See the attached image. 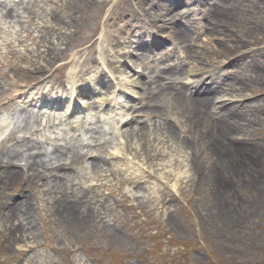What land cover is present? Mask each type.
Instances as JSON below:
<instances>
[{"label": "rangeland", "instance_id": "rangeland-1", "mask_svg": "<svg viewBox=\"0 0 264 264\" xmlns=\"http://www.w3.org/2000/svg\"><path fill=\"white\" fill-rule=\"evenodd\" d=\"M3 1L17 18L11 23L12 32L1 34L3 38L10 36L1 39L0 56L5 58L8 52L5 44L14 55L6 61L0 58L4 66L0 73L9 76L6 82L1 81L2 88L10 92L17 85L38 84L54 90L56 82L66 78L72 81L76 73L89 72L84 78L93 77L88 83L91 90L108 94L102 97L104 106L120 102L116 114L126 118L127 109L138 107L137 100L142 97L138 86L142 77L159 76L165 83L174 61L182 62L183 71H196L201 67L198 63L205 60L206 67L222 78L217 80L221 86L236 87H224L228 95L220 98V93L213 107L220 114L230 109L231 123L237 128L230 133L234 132L237 139L231 140L230 135L227 140L225 133L223 143L231 148L222 147L223 140L218 139L220 146L217 143L214 149H207V144L190 140L189 135H196L198 128H187L184 120L180 123L186 116L174 117L169 110L166 117L148 120L144 114L134 113L129 126L135 131L140 127L148 131L142 141L138 142L141 137L137 136L124 143L136 169L126 175L119 165L121 170L114 173L115 177L107 173L101 186L93 188L96 203H85L90 208L86 218L58 211L61 203L55 201L51 175L38 172L41 179L31 178L22 175L18 167L11 168L24 179L21 185L0 188V264H264V0H224V12L219 8L208 12V6L216 3L212 0L208 5H202L203 0H195L196 4L186 0L188 5L182 0ZM171 5L177 6L174 10L178 15L189 13L185 18L190 20L186 42L177 37L179 31L170 29L171 24H165L168 21L158 20ZM25 8L31 16L24 13ZM142 26L157 45L138 62L133 56ZM115 31L118 38L128 37L133 42L131 47L121 45L116 52L118 47L109 43ZM26 32L37 40L25 41ZM42 33H48L45 42L40 40ZM99 35L100 42L96 41ZM171 43V51H165ZM183 48L185 51H181ZM114 52L118 54L116 59ZM117 68L129 86L118 80ZM208 75L202 74L206 83ZM74 83L76 78L71 85ZM151 88L144 87L146 100L153 97ZM112 91L120 95V101L112 98ZM10 110L14 113L15 108ZM24 114L17 113L13 124L27 135L33 127ZM171 119L176 120L172 123ZM129 126L121 134L106 135L109 145L119 136L125 139ZM167 126L178 133L179 140L163 141L156 133L167 130ZM55 138L47 143L51 145ZM184 139L181 149L179 143ZM245 141L253 147L246 146ZM61 148L58 155L66 153ZM108 148L103 147L105 153ZM80 149L79 142H74L75 164L64 171L73 184L77 181L75 173L85 165L82 159L75 160L82 154ZM3 167L0 164V171H9ZM212 180L216 186H211ZM8 207L17 215L28 208L34 233L17 231L21 225L26 226V221L5 218L8 212L3 211Z\"/></svg>", "mask_w": 264, "mask_h": 264}, {"label": "bare ground", "instance_id": "bare-ground-1", "mask_svg": "<svg viewBox=\"0 0 264 264\" xmlns=\"http://www.w3.org/2000/svg\"><path fill=\"white\" fill-rule=\"evenodd\" d=\"M212 1H214L216 3L209 6L210 8L207 10L208 12H209V10L215 11L216 7L218 8V7L222 6V3H223L222 1H224V0H212ZM207 2H208V0H205V2L202 1V5H204V4L208 5ZM219 3H221V4H219ZM220 8H219V10H220ZM222 9H224V8H222ZM222 12H224V10ZM11 17H12L11 13L7 12L3 18L4 19H10ZM54 21L57 22V17ZM174 27H176V26H174ZM188 33L189 32L187 30L182 31L181 33L178 34L179 39L186 42L188 39V36H189ZM117 35H119V33L117 31H115L114 34H111V38L108 37L110 40L109 43H112V45H114V47L115 46L120 47L122 44H131L130 42H128V40H129L128 38H124V37L118 38ZM101 36L102 35H99V37L96 41H99ZM46 38H48L47 35H44L41 38L42 42H45ZM119 47L117 48L116 52L120 51ZM136 50L138 51V48ZM181 51H185V49L183 48ZM121 53L124 54L125 56L129 55V54H127V52H124V51H122ZM113 55H114L113 57L115 59L118 58L116 56L118 54H116L115 52ZM124 55H121V56L123 58H125ZM9 56H11V53L9 54ZM138 62H140V60H138ZM204 63H205V67H203V68L200 67V69L207 71L206 65H208V64H206V61L203 60L200 62V64H204ZM113 67H115V66H113ZM117 72H120L119 77H118L119 79L121 78L120 81L124 82L126 85L129 86L130 82L126 79L125 75L122 73V70L117 68ZM180 75H181V72H179V71L170 72L168 77L171 79V81L167 84L161 83L158 81L154 82L153 80L151 81L150 78H147L148 83L152 84V88H153V85H156L155 88L153 89V90H155L156 95L151 97L149 100H146V99H148L147 97L143 98L145 95V92H146L144 89L145 86L143 85L142 81L138 82L139 83L138 84L139 89L142 90V97H140L138 99L140 112L142 111L146 115V117L149 118L152 115H154L155 111L159 108L160 105L169 104L171 108H173L177 112L181 113V116L186 115V117L188 119V120H186L187 121V124H186L187 127L195 126L198 128L196 135H194V136L189 135L191 141L192 140L193 141H201L202 144H207V149H209V147L214 149V146L217 143H219L218 146L221 145L219 140H218V139H221V140H223L222 141V144H223L222 147H229L228 144L225 145V143H223V142H226L225 133L228 136L230 134V130L232 131V130L237 129L235 124L231 123L229 113L231 116H232V114L230 112V109L224 110L223 112H225V113H221V116H220V114H218L219 116H215L214 114L209 112V109L207 108V104L213 102V100L215 101V98H213V97H215L219 93H221L222 88L217 89V88H215V86H206V85L203 86L200 83H196V87H198V89H200L197 91V94H198L197 98H195V97L194 98H191V97L184 98L182 95L183 93H181L180 89L175 86V83L177 82L175 80V78L177 76H180ZM211 79H213V78H211ZM154 80H157V79H154ZM229 82L232 83V79H230ZM214 84H215V82L213 81V84H211V85H214ZM227 87H229L230 90H233V88H236V87H233V84L228 85ZM199 93H201V94H199ZM54 96H56L55 98L58 97L57 95H54ZM48 102L54 104L55 107L58 105L62 106V104L59 103V98L53 99V100H51L49 98ZM156 112H158V111H156ZM164 113H165L164 108H162L161 111L159 112V115H162ZM99 115H101V114L99 113ZM191 118H194V119H191ZM124 126H125V124H124ZM130 128L131 129H129L128 132L126 133L127 134L126 138L128 137L129 139H136L137 136H139V137H141V138H139V140H137L139 142V141H142L143 138L147 135L146 134L147 131L145 130V128H139L136 131H135V129L133 130L132 127H130ZM166 128H167V130H164L161 132L163 134L156 132L159 135H161V137L163 138V141H164V139L169 140V141L179 140L178 139L179 136H178L177 132H175L169 126H167ZM142 131L144 134H142ZM204 135L208 136L206 140L203 138ZM9 141H10V139H9ZM157 141H159V140H157ZM185 141H186V139H184L180 143L178 142L181 146V149H183L185 147ZM245 144H247L246 146H248V147H253V145L251 143H245ZM229 148H231V147H229ZM116 151L118 153V150H116ZM0 154L12 155V153L9 151H4V152L0 151ZM53 155H55V154H53ZM93 162L95 163V165H97L100 162V160H93ZM40 165H41L40 163L31 162V167L30 168L28 167V170H32L35 167L40 166ZM17 176H18V173L10 171V170L8 172H4V173H3V171H0V188H2L4 186L13 187L14 184H17V182L19 180V178H17ZM31 176H35V173H32ZM53 177H54L53 178L54 188L56 189L55 194H57L59 196L58 199H60L59 202L61 203L60 204L61 206L59 205L60 209L58 211H60L62 214L68 213L74 217L78 214L80 216H83V218L88 217V213H87L88 211L86 210L87 208L83 207V208L78 209L75 207V206L80 205L81 199L84 200L85 196L79 197L81 199H79L77 197L74 198V196L72 194L73 192H71L70 189H68V188L66 189V182L63 183L61 180L56 181L55 176H53ZM213 183L214 182L212 180L211 186L213 185ZM214 184H215L214 186L217 185L216 183H214ZM8 187H6V188H8ZM3 213H5V214L7 213L6 216H4V217L7 218L9 221L11 220V218L12 219H14V218L18 219L19 218V219H22V221H26L25 227L21 225L20 228H18L19 226H17L18 229L15 228V229H17V231H21V232L22 231L23 232L29 231L31 234L34 233L32 221H31V214H30V210L28 208L24 209L23 212L21 214H18V215L14 212L12 207H8L7 209H4ZM18 233H20V232H18Z\"/></svg>", "mask_w": 264, "mask_h": 264}]
</instances>
